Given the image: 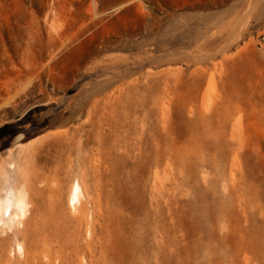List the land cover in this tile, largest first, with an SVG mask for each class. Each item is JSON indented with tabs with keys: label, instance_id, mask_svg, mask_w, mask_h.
Returning a JSON list of instances; mask_svg holds the SVG:
<instances>
[{
	"label": "rangeland",
	"instance_id": "1",
	"mask_svg": "<svg viewBox=\"0 0 264 264\" xmlns=\"http://www.w3.org/2000/svg\"><path fill=\"white\" fill-rule=\"evenodd\" d=\"M5 124L0 264H264V0H0Z\"/></svg>",
	"mask_w": 264,
	"mask_h": 264
},
{
	"label": "bare ground",
	"instance_id": "2",
	"mask_svg": "<svg viewBox=\"0 0 264 264\" xmlns=\"http://www.w3.org/2000/svg\"><path fill=\"white\" fill-rule=\"evenodd\" d=\"M54 132V131H53ZM57 132L52 133L48 132L46 134H43L41 136H38L34 139L29 140L28 142L22 144L23 149L32 148L35 145L41 144L46 142L47 140L54 138L57 136ZM35 148V147H34ZM25 149V150H26ZM83 197V189L79 182H77L71 191L70 197H69V205H71V208L74 210L78 209L81 210V200ZM28 212V204L25 197H19L15 198L14 196L6 198L3 202L0 203V226H3L5 228L11 229L13 226H15L18 222L22 221ZM57 239V236L55 234L54 229L51 225H48L44 228V235L42 236V240L40 241L41 244V254L45 253L48 256H51L53 253V249H55L52 246V242ZM22 247L19 246V250H21ZM29 260V258H27ZM34 262H36L37 258L35 259L33 257Z\"/></svg>",
	"mask_w": 264,
	"mask_h": 264
},
{
	"label": "trees",
	"instance_id": "3",
	"mask_svg": "<svg viewBox=\"0 0 264 264\" xmlns=\"http://www.w3.org/2000/svg\"><path fill=\"white\" fill-rule=\"evenodd\" d=\"M19 124H5L0 127V149L9 148L12 140L20 133Z\"/></svg>",
	"mask_w": 264,
	"mask_h": 264
}]
</instances>
